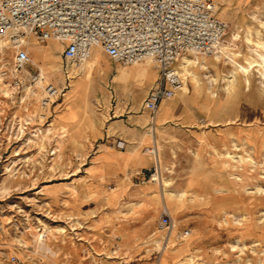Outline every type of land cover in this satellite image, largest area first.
Instances as JSON below:
<instances>
[{
  "label": "rangeland",
  "instance_id": "rangeland-1",
  "mask_svg": "<svg viewBox=\"0 0 264 264\" xmlns=\"http://www.w3.org/2000/svg\"><path fill=\"white\" fill-rule=\"evenodd\" d=\"M247 3L244 28L227 29L224 37L236 34L240 63L254 56L252 49L264 52L256 44L264 42V0ZM29 38L37 49L28 51L33 63L60 94L43 108L42 89L15 70V50L8 42L0 47V264H264V78L255 67L233 85V67L222 57L205 56L206 67H191L198 101L183 115L192 125L162 131L149 124L151 142L161 141L162 184L151 180V164L97 181L88 176L100 166L88 174L86 168L112 138L119 113L127 106L130 114L151 118L137 113L153 85L140 82L149 69L121 72L129 66L113 67L96 48L80 70L62 57L60 42ZM46 49L51 57L40 54ZM75 85L78 91L69 93ZM191 97L184 102H194ZM255 103L261 105L256 121L249 108ZM213 117L221 125L208 124ZM119 143L111 148H123ZM102 190L118 195L106 201ZM164 207L174 225L169 234L170 227H159ZM179 235L190 238L189 246Z\"/></svg>",
  "mask_w": 264,
  "mask_h": 264
},
{
  "label": "built area",
  "instance_id": "built-area-1",
  "mask_svg": "<svg viewBox=\"0 0 264 264\" xmlns=\"http://www.w3.org/2000/svg\"><path fill=\"white\" fill-rule=\"evenodd\" d=\"M226 32L227 24L219 18L214 0H0V37L15 50V67L32 82L39 79L40 70L26 50L28 37L39 43H62V57L76 66L96 48L115 63L150 61L158 68V76L143 108L152 119L164 100L182 90L176 68L182 54L212 55ZM44 83L41 106L49 108L60 90ZM153 171L151 177L158 172L157 166ZM171 224L164 208L159 227L166 229ZM189 233L186 229L182 234Z\"/></svg>",
  "mask_w": 264,
  "mask_h": 264
},
{
  "label": "crops",
  "instance_id": "crops-1",
  "mask_svg": "<svg viewBox=\"0 0 264 264\" xmlns=\"http://www.w3.org/2000/svg\"><path fill=\"white\" fill-rule=\"evenodd\" d=\"M214 1L216 2L217 6H218V16L227 24L228 32L234 28L243 27V25H242L243 21L241 19L243 16L240 14L242 13L244 15V14H248L251 12V10H250L251 5H249L247 3L250 0H214ZM223 40H225V39L223 38ZM50 41H52V40H50ZM62 46H63V44H62ZM27 48H28V51L37 50V49H34L33 47H31L30 45ZM97 51H101V50L98 49ZM101 52H103V51H101ZM180 59H181V57L176 62V68L177 69H178V64L180 62ZM109 60H110L113 67L124 65V64H120V63H115L110 58H109ZM88 63H89V60L87 61V63L83 67L80 68V70L87 68ZM36 64L38 65V63H36ZM126 66H129V67H125L124 69H121V72H123V71H127L129 73H132L134 71L139 72V71L143 70L144 68H148L149 69V75H148L147 79L140 81L141 83H143V81H144V83L146 85L147 84L152 85L153 82L155 81L156 77L158 76V68L155 65H153L155 67V70L153 68L146 67L144 62L138 63L137 65H135V67L133 64L132 65H126ZM107 67H108V65H107ZM32 68H33V70H35L34 67H32ZM97 70H99V69H97ZM123 75L124 76H130V74H128V73L127 74L124 73ZM150 88H151V86H150ZM150 88H149V90H150ZM245 89H246V87H245ZM149 90H148V92H149ZM181 91L177 97H175L173 100H170L167 102L169 104L171 103L172 110L167 114V116L164 118V120L162 122L157 123L156 122L157 114H158L159 110L164 106V103L166 102V100H164L161 103V105L159 106L158 112L156 114V118H155V128H154L155 130L160 128L162 131H171L172 129H176L175 126L192 125L191 124L192 122H188V120L190 118L185 117L183 114L185 113V111L187 109L196 108V101H198V96H196V94L198 92L196 94H194V92L189 94L192 96L191 99H193L194 102L190 101V104L189 103L187 104L184 102L183 99H185V97L189 96V95H184V94L181 95ZM255 91L257 92V88ZM148 92H147V94H148ZM144 98H143V100H144ZM143 100L141 101L140 108H139L137 113H139L140 111L142 113L146 112L150 116V112L143 108ZM206 101H207L206 102L207 104L210 103L209 98H207ZM60 104H62V103H60ZM260 106L261 105L255 103L253 108L249 107L252 109V111H254V112H252V114H254V120L255 121L257 120V115L259 114ZM242 109H244V108H242ZM130 111L131 110L128 109L126 106L124 108L123 112L119 113L118 119L115 120L114 124H113L115 128H114V133L112 134V138L107 139L106 141L101 143L100 151L94 156L93 162L90 165H88V167L86 168L87 174H88L89 168L93 164L94 165L98 164L100 166V169L96 172L95 177L88 176V178H90V180H97V181H103V180H108V179L116 180L118 178H122L124 176V174L136 173V172L141 173L142 170L145 167H147L149 164H151V166H150L151 168L154 166H158L159 171H161L160 154H159L160 145L158 144V142H161V141H159L155 137L154 141L151 142V138H150L149 132H148V130L150 129L149 124H151V122L153 123L152 119L150 118V120H149V118L145 117L144 114H140V115L130 114ZM243 118H245V117H243ZM202 120H203L202 122L205 121V119H202ZM79 123L77 125H79ZM208 124L221 125V122H216L214 117H213L212 122H208ZM210 130H212V132H213V128L212 129L210 128ZM196 132H197V130H196ZM114 142H121L123 144V148H120V147L114 148V149L111 148V146L113 145ZM150 145H152V147H155V149H156L155 153H148L147 152L146 154H142L141 151L138 150L141 147L142 148L145 147L148 149ZM161 178H162V176H161ZM147 189L151 190V192L153 190L152 186H148ZM102 192H103L102 194L104 195V198L106 201H112L118 195L117 190H113L112 192H106V191L102 190ZM145 194H148V193L145 192ZM137 205H138V203L133 208L134 210H136V209L138 210ZM149 229H150V227H149ZM172 235H174L173 232L171 234V238H172ZM180 237L181 236L179 235V238ZM189 240H190V238H186V237L182 238L181 237V243L187 242L186 244L188 246H189Z\"/></svg>",
  "mask_w": 264,
  "mask_h": 264
},
{
  "label": "bare ground",
  "instance_id": "bare-ground-1",
  "mask_svg": "<svg viewBox=\"0 0 264 264\" xmlns=\"http://www.w3.org/2000/svg\"><path fill=\"white\" fill-rule=\"evenodd\" d=\"M235 40H236V34L235 33H232L228 39L222 41V43L220 42V44L218 45L215 53L212 54V55H206V54L197 53V52H187V53H185V54H183L181 56V59H180V62H179V68H178L180 71L177 69V71L180 74V76L182 78V81H183V87H182L181 95L182 94L189 95L192 86H196V84H197L198 81H197L196 75H195L194 71L191 69V67H196V66H198V67H206L205 66V60H206V57L205 56H208V57L215 56V58L217 60H220V57H222V58H224V61H227L230 65H232L233 70L231 71V75H230V77H231V79H230L231 85H233L237 81V76L238 75H246L254 67L256 68V70L259 71V75L262 78H264V52L259 51L257 48L252 49L253 52H254V56H250V59L247 58L246 63H240L235 58L237 56V53L234 51V42H235ZM7 42H8V40L6 38L0 37V47H3L4 45H7ZM29 42H30V38L25 40V43L27 44V46H26V50L27 51H28V48L27 47L29 46ZM256 44H257V47L264 48V42L258 41ZM41 53H42V56H45V57H51L53 55L51 49H46V50H43V51L41 50L40 51V54ZM92 55H93V53L91 54L90 58L92 57ZM88 60H86L82 65H80V68L83 67L87 63ZM94 61H95V64L96 65H98V66L101 65V60L99 58L94 59ZM37 67L40 70L39 79L37 81H35V82H32L31 81V83H33L34 85H36L37 87H39L40 90H41L43 88L44 82H46L47 80H46V77L44 76L43 72L41 71L40 67L38 65H37ZM56 68L59 70L60 65H58ZM15 70L17 71L18 74H21L23 76L29 77L24 71H19L16 67H15ZM187 77H188V80H185V78H187ZM29 79H30V77H29ZM245 80H247V79H245ZM83 83H85V82H83ZM86 88L88 89V86ZM28 89L29 90H32V88L30 86L28 87ZM76 91H78V85L72 86L71 90H69V93L70 92L73 93V92H76ZM191 92H193V90H191ZM81 96L83 97V95H81ZM174 98H171V99H174ZM167 100H169V99H167ZM77 103L78 102H74V105H75V108L76 109L78 108L77 106H79ZM83 103H84V106L87 108V98L86 97L84 98ZM86 108H84V110H86ZM171 110H172V105L171 104H168V103H164V106L159 110V112L157 110L158 114L156 112L157 118H156V114H155V117L152 119V121L154 123L153 124V127L155 128V118H156V122H162L164 120V115L165 114H168ZM79 111L80 110H78V112ZM78 112H77V114H78ZM67 115H68V113H67ZM84 115H86V112H84ZM57 126H59V125H57ZM73 127H76V126H73ZM64 139H65V137L61 136L60 138L57 139V143L58 144L61 143ZM147 152L148 153H155L156 152V149H155V147H149L147 149ZM157 171L158 172L151 177V180L152 181H155V183H157V184L159 182L162 184L163 180H161L162 178H161V174L159 173V167L158 166H157ZM164 208H166V207H164ZM171 219H172V217H171ZM173 226L174 225H173V222H172L170 229L166 232L167 234H169L173 230ZM170 238H171V236H170ZM182 238H185V237L183 236ZM169 240L170 239H168V238L165 239L164 240V244H166Z\"/></svg>",
  "mask_w": 264,
  "mask_h": 264
}]
</instances>
